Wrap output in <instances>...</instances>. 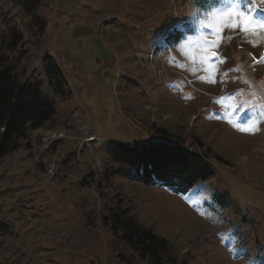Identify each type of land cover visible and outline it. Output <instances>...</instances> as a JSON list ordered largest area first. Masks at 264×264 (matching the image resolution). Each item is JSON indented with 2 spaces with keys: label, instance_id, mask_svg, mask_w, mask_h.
<instances>
[{
  "label": "rangeland",
  "instance_id": "rangeland-1",
  "mask_svg": "<svg viewBox=\"0 0 264 264\" xmlns=\"http://www.w3.org/2000/svg\"><path fill=\"white\" fill-rule=\"evenodd\" d=\"M225 2L0 0V58L56 108L0 161V264H152L113 230L121 212L177 264H264V29L209 47ZM157 140L202 144L213 177L175 195L116 173L111 146Z\"/></svg>",
  "mask_w": 264,
  "mask_h": 264
},
{
  "label": "trees",
  "instance_id": "trees-1",
  "mask_svg": "<svg viewBox=\"0 0 264 264\" xmlns=\"http://www.w3.org/2000/svg\"><path fill=\"white\" fill-rule=\"evenodd\" d=\"M14 35L18 43L20 39ZM181 37L182 32H169L165 41L173 44ZM55 112L54 101L42 93L38 84L21 81L13 66L0 58V161L18 149V140L28 130L40 129ZM198 149L167 140L118 142L110 147V154L120 165L117 174L146 186L163 187L175 195H186L214 175L208 153ZM111 221L121 241L141 258L152 264H177L178 258L165 238L139 226L124 212L113 213Z\"/></svg>",
  "mask_w": 264,
  "mask_h": 264
},
{
  "label": "snow or ice",
  "instance_id": "snow-or-ice-1",
  "mask_svg": "<svg viewBox=\"0 0 264 264\" xmlns=\"http://www.w3.org/2000/svg\"><path fill=\"white\" fill-rule=\"evenodd\" d=\"M256 9L255 0H226L222 7H215L210 10L208 12V20L204 26L212 28L218 39L212 41L209 47H218L219 40L222 39L221 34L225 29L240 30L245 34L256 27L264 29V18H255ZM175 27L179 28V23ZM200 39L205 44L208 43L204 33H201ZM206 52L209 56L219 58L215 52L208 51V49H206ZM208 82L215 83L214 80ZM240 106L243 107V105Z\"/></svg>",
  "mask_w": 264,
  "mask_h": 264
},
{
  "label": "bare ground",
  "instance_id": "bare-ground-1",
  "mask_svg": "<svg viewBox=\"0 0 264 264\" xmlns=\"http://www.w3.org/2000/svg\"><path fill=\"white\" fill-rule=\"evenodd\" d=\"M90 140H93L92 138H90Z\"/></svg>",
  "mask_w": 264,
  "mask_h": 264
}]
</instances>
